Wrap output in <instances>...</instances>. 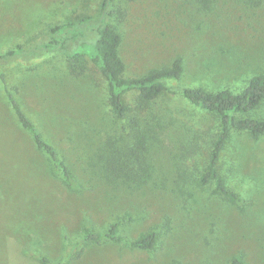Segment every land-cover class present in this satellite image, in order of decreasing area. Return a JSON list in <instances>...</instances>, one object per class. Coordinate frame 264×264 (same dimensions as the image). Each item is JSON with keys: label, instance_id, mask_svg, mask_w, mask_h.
<instances>
[{"label": "rangeland", "instance_id": "obj_1", "mask_svg": "<svg viewBox=\"0 0 264 264\" xmlns=\"http://www.w3.org/2000/svg\"><path fill=\"white\" fill-rule=\"evenodd\" d=\"M101 2L0 0V54L44 42L51 26L94 16ZM199 2L111 0L124 10L110 22L120 35L125 77L182 63L179 80L167 81L175 94L144 112L151 130L144 176L134 156L123 158L135 182L101 172L104 145L114 141L113 149L122 151L131 139L113 121L107 84L90 63L75 74L59 52L2 63L8 88L77 187L61 185L17 123L0 81V264H230L235 257L264 264V137L230 132L218 167L240 201L214 194L199 177L217 119L189 106L180 92H238L264 75V0ZM125 102L136 109L135 92ZM247 116L264 119V103ZM119 217H130L119 228L125 239L156 230L155 247L83 241L84 226L103 234Z\"/></svg>", "mask_w": 264, "mask_h": 264}, {"label": "trees", "instance_id": "obj_2", "mask_svg": "<svg viewBox=\"0 0 264 264\" xmlns=\"http://www.w3.org/2000/svg\"><path fill=\"white\" fill-rule=\"evenodd\" d=\"M122 1L132 2L133 0ZM200 1L199 3L204 7L209 5L208 0ZM123 13L124 10L121 8L112 7L111 0H102L96 15L51 26L44 42L27 48L17 45L0 54V81L17 123L31 137L35 149L47 159L61 185L69 190L77 187L74 175L57 149L44 139L8 88L2 63L18 56L35 57L55 52H59L64 57L73 74L80 68H86L90 63L107 84V106L113 121L123 123L121 132L131 139L130 144L123 145L122 151L113 149L114 141L104 145L99 155L101 172L108 180L126 179L129 182H135L128 176L123 158L131 159L134 156L139 163L137 171L140 172L141 169L140 174L144 176L142 154L148 151L147 136L151 132L148 128L149 121L147 119L143 121L144 112L151 110L152 105L162 97L168 98L175 94L167 86V81L179 80L182 63L180 59H175L171 65L153 70L145 76L125 77V64L118 53L120 35L110 22L114 15L118 14L120 17ZM130 92H135L136 109L134 110L125 102V96ZM180 92L182 99L189 106L211 114L217 119V133L210 143L199 183L210 184L213 186L214 194L231 202H239V196L228 188L218 166L231 131L244 132L254 140L264 137V119L247 116L264 103V75L251 77L247 85L238 92L229 89L210 92L201 87L182 88ZM130 111L132 112L129 115ZM127 221H130V217L116 218L103 234L95 233L89 226H84L82 239L87 242L106 240L121 243L130 249L152 250L157 241V231L149 230L134 239H125L119 234V228ZM230 264H241V261L235 257Z\"/></svg>", "mask_w": 264, "mask_h": 264}]
</instances>
